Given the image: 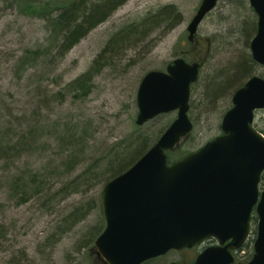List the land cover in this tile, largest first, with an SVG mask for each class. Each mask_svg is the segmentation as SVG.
Returning <instances> with one entry per match:
<instances>
[{"label":"rangeland","instance_id":"374dc122","mask_svg":"<svg viewBox=\"0 0 264 264\" xmlns=\"http://www.w3.org/2000/svg\"><path fill=\"white\" fill-rule=\"evenodd\" d=\"M47 1L61 2L0 0V145L5 150L0 154V264H104L95 247L98 236L86 241L95 228L101 233L105 227V178L97 177L101 157L136 133L153 138L177 116L175 110L136 123L143 76L165 70L177 57L202 63L192 85L194 127L186 143L177 145L182 151L197 150L221 133L223 114L238 86L209 111L203 108V93L251 52L247 39L254 36L251 24L257 15L248 0H220L189 41L187 25L201 0H127L57 59L54 49L36 54L51 45L45 18L49 8L43 9ZM168 4L179 8L181 22L170 29L160 26L104 63L87 93L70 84L90 68L112 32ZM251 69L242 82L251 75L264 77L263 65ZM254 126L264 134V109L256 111ZM69 130L86 135L76 165H67L69 150L60 145ZM93 162L97 170L70 183ZM256 223L253 219L245 243L247 256L253 252Z\"/></svg>","mask_w":264,"mask_h":264},{"label":"water","instance_id":"95a60500","mask_svg":"<svg viewBox=\"0 0 264 264\" xmlns=\"http://www.w3.org/2000/svg\"><path fill=\"white\" fill-rule=\"evenodd\" d=\"M218 1H201L187 25L189 41ZM249 3L258 15L250 50L264 66V0ZM200 68L201 62L177 57L166 70L148 71L140 82L138 125L170 111L177 116L132 166L104 186L106 225L95 247L109 264H141L210 237L219 244L205 249L195 264H230L232 250L250 234L254 211V255L247 264H264V135L253 125L255 111L264 108V78L253 75L235 91L233 106L222 118V134L179 160L167 158L166 151L193 129L189 101Z\"/></svg>","mask_w":264,"mask_h":264},{"label":"trees","instance_id":"16d2710c","mask_svg":"<svg viewBox=\"0 0 264 264\" xmlns=\"http://www.w3.org/2000/svg\"><path fill=\"white\" fill-rule=\"evenodd\" d=\"M126 1L127 0H61V2L55 4V6L50 1L45 2L43 4V9L49 8L45 18L47 20L51 45L45 50L36 51L37 56L40 54H51L54 49V58H63L76 43L85 37L99 23L108 19V17ZM182 19L183 16L179 8L175 4H168L154 11H150L144 17L116 29L112 32L103 49L96 55L90 68L80 74L70 84L77 90L87 93L91 88L95 73L99 71L104 63H111L116 57L121 55L122 50L126 47L138 45L160 26L165 25L166 29H170L181 22ZM246 24L244 28H248L249 30L250 23L246 22ZM256 30L257 22L253 21L251 24V33L253 31L255 35ZM247 45L250 46L249 39H247ZM254 64H257V62L253 59L251 52H248L236 66H231L227 68L224 73L220 74L219 77L222 78V81L219 82L214 80L213 83L206 87V91L202 96L203 108L209 111L214 104L221 102L225 98L224 95L229 89L235 86L239 88L244 85L246 81L242 82V80L251 73V68ZM77 95H81V92ZM165 128H161L158 134L153 138L148 135L136 133L123 145L110 149L101 157L102 164L100 166L98 165L97 177L100 178L103 175L106 184L112 178L126 171L149 149ZM190 133L181 142L184 141L185 144ZM85 136L86 135L82 133L79 134L75 130H69L68 134L63 136L60 145L65 146V148L69 150L66 156L67 165L70 163L73 164L72 162H74V165L78 163L75 157L82 152V147L86 139ZM178 146H176L174 150H168L166 152L169 162L181 159L191 152L182 151L178 149ZM4 151L5 150L0 145V154ZM93 164L92 166L88 165L84 168L82 173L77 175L70 183L75 184L80 178L88 176V174L91 175V171L95 168L97 170L94 162ZM261 183H264V172L261 176ZM76 213L77 212H74L73 215ZM253 219H257L255 212H253L252 215V220ZM99 234V228H95L93 235L87 237L86 241H92ZM244 247L246 248V246ZM250 253L252 256L253 252L250 251Z\"/></svg>","mask_w":264,"mask_h":264},{"label":"flooded vegetation","instance_id":"af4514ba","mask_svg":"<svg viewBox=\"0 0 264 264\" xmlns=\"http://www.w3.org/2000/svg\"><path fill=\"white\" fill-rule=\"evenodd\" d=\"M257 21H258V15H257ZM256 33H257V30H256ZM256 33H255V35H256ZM235 91H234V93H235ZM234 93H233V95H234ZM232 106H233V102H232ZM230 108H228V109H230ZM258 110H260V109H258ZM258 110H256V111H258ZM226 111H225V113H226ZM256 111H255V114H256ZM224 114H223V116H224ZM222 133H223V131L221 129V133L220 134H222ZM105 225H106V221H105ZM218 244H219V242H218L217 239H215L213 237H210V238L205 239L201 243L195 244V245L190 246V247H183V248H180V249H175V248L174 249H170V250L166 251L165 253H163L161 255L154 256V257H151V258L143 261L141 264H195L198 256L205 249H207L209 247H212V246H217ZM244 246H245V244L242 247H240L239 249L232 251V253L234 255V261L231 262L230 264H247L248 263V261L251 258V255L247 256L245 254V247ZM103 262H104V264H109L105 260H103Z\"/></svg>","mask_w":264,"mask_h":264}]
</instances>
